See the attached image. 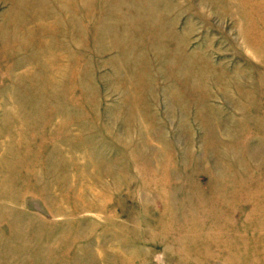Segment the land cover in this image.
<instances>
[{
    "label": "rangeland",
    "instance_id": "rangeland-1",
    "mask_svg": "<svg viewBox=\"0 0 264 264\" xmlns=\"http://www.w3.org/2000/svg\"><path fill=\"white\" fill-rule=\"evenodd\" d=\"M0 264H264V0H0Z\"/></svg>",
    "mask_w": 264,
    "mask_h": 264
}]
</instances>
